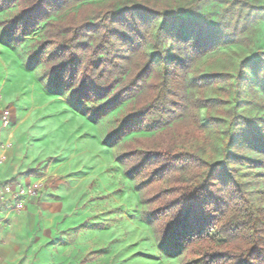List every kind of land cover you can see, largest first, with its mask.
Masks as SVG:
<instances>
[{"label":"trees","instance_id":"trees-1","mask_svg":"<svg viewBox=\"0 0 264 264\" xmlns=\"http://www.w3.org/2000/svg\"><path fill=\"white\" fill-rule=\"evenodd\" d=\"M84 1L0 0V11L14 8L2 36L19 40L46 22L29 64L44 66L52 93L73 91L79 104L95 103L88 113L96 120L128 102L107 143L150 133L125 142L118 158L166 256H183L184 264H264V202L239 174V164H264L242 154L263 129L242 117L221 160L214 142V133L227 132L221 128L229 109L220 91L232 93L221 86L232 75L210 62L227 34L160 0H129L118 9L110 0L73 10ZM254 10L264 19L263 6ZM257 64L241 62L236 88ZM254 146L264 152V142Z\"/></svg>","mask_w":264,"mask_h":264},{"label":"rangeland","instance_id":"rangeland-1","mask_svg":"<svg viewBox=\"0 0 264 264\" xmlns=\"http://www.w3.org/2000/svg\"><path fill=\"white\" fill-rule=\"evenodd\" d=\"M108 1L86 0L73 10ZM114 1L118 9L129 0ZM160 1L186 17L219 25L227 34L220 42L219 55L210 62L212 68L226 69L232 75L231 81L221 84L232 93L225 96L220 91L229 109L221 128L227 132L218 138L214 128L209 129L214 133L217 159L231 149L228 134L244 117L263 130L256 131L255 144L248 143L242 154L264 162V152L254 146L264 142V19L259 20L260 12L254 10L264 7V0ZM13 10L0 11V114L12 109L11 125L2 136L15 150L17 177L23 183L41 184V196L32 203L37 214L29 212L28 200L18 209L12 207L27 219L26 245L22 246L26 253L17 255V264H184L183 256L168 257L160 250L154 228L146 220L142 195L118 158L125 142L150 133L134 132L108 144V134L126 116L128 102L96 120L88 113L95 103L79 104L73 91L52 93L43 76L44 66L29 64L46 22L22 39L4 38L2 23L13 16ZM67 13L61 11L52 19ZM149 51L154 53L152 47ZM246 59L259 64L246 70L248 80L236 88L241 62ZM200 112L206 123V109ZM239 174L264 202V164H239ZM51 189L58 196H51ZM51 198L67 205L61 219H55L52 212L46 218L41 212L47 211L42 206Z\"/></svg>","mask_w":264,"mask_h":264},{"label":"crops","instance_id":"crops-1","mask_svg":"<svg viewBox=\"0 0 264 264\" xmlns=\"http://www.w3.org/2000/svg\"><path fill=\"white\" fill-rule=\"evenodd\" d=\"M15 150L9 151L8 160L0 168V183L10 182V181H19L23 182L21 178L17 177V166L14 161ZM48 193L51 196H58V191L51 189L48 190ZM41 196V195H40ZM39 197L32 198L28 200V210L34 214H37L38 211L34 206H32ZM33 203V204H32ZM62 199H50L43 203V209L47 211H41L44 215L49 217V213L52 212L56 215L55 219H61L67 210V205L63 203ZM13 205H7L2 212V218L4 224L0 228V264H17V255L20 253H26L25 249H22V246H25L27 235H26V215H18L16 210H12ZM50 210V211H48ZM39 220V219H37ZM49 220V219H46ZM45 220V221H46ZM20 250V251H19ZM27 264V263H25Z\"/></svg>","mask_w":264,"mask_h":264},{"label":"built area","instance_id":"built-area-1","mask_svg":"<svg viewBox=\"0 0 264 264\" xmlns=\"http://www.w3.org/2000/svg\"><path fill=\"white\" fill-rule=\"evenodd\" d=\"M11 116V108L3 110L0 114V168L8 160L9 151L12 148V142L2 136L3 129L11 125ZM40 193L41 184L23 183L19 181L0 183V228L4 224L2 212L7 205H15L18 209L24 201L39 197Z\"/></svg>","mask_w":264,"mask_h":264}]
</instances>
